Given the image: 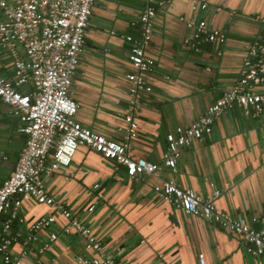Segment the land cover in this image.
Segmentation results:
<instances>
[{"label": "crops", "instance_id": "0c3cea01", "mask_svg": "<svg viewBox=\"0 0 264 264\" xmlns=\"http://www.w3.org/2000/svg\"><path fill=\"white\" fill-rule=\"evenodd\" d=\"M155 1L163 6L157 7L151 40L144 48L155 63L145 74L152 91L144 94L135 118L138 137L132 141L131 155L160 165L167 135L191 125L240 78L249 48L262 41L264 0ZM193 1L207 8L193 11ZM147 5V0L96 1L70 88L78 104L76 120L116 141L124 135L127 74L132 71L126 37L141 39L139 17ZM201 20L225 40L195 48L194 30L186 22ZM0 76L15 77L12 59L1 51ZM254 89L264 93V85ZM22 126L0 101V186L27 144ZM166 179L204 199L219 191V209L248 221L257 218L252 226L264 227V110L257 116L238 107L225 111L210 135L180 149L174 170L162 166L155 175L131 178L125 167L80 146L71 165L46 177L45 186L49 196L91 227L121 264H201L200 257L203 264H264V257L246 252L238 236L162 200L154 186ZM95 185L99 188L93 189ZM18 210L26 224L50 215L57 220V226L38 233L22 264H78L77 257L86 251L75 231L64 232L69 222L61 213L35 201H23ZM13 229L21 239L11 250L21 258L27 226L16 224ZM52 232L58 238L41 251Z\"/></svg>", "mask_w": 264, "mask_h": 264}, {"label": "built area", "instance_id": "2783aa9c", "mask_svg": "<svg viewBox=\"0 0 264 264\" xmlns=\"http://www.w3.org/2000/svg\"><path fill=\"white\" fill-rule=\"evenodd\" d=\"M96 1L15 0L9 3L0 0V51L12 59L15 69L13 79L0 76V101L19 117L23 123L21 131L28 136L14 171L0 186V264H22L27 248L38 240V233L57 226L53 215L26 224L18 210L23 201L45 204L68 220L69 227L64 232L75 231L86 251L77 257L78 264H121L105 249L91 227L74 218L46 191L45 178L69 167L80 146H87L107 161L125 167L131 178L155 175L162 166L174 170L180 149L210 135L215 121L230 108L238 107L254 116L264 110V93L254 89L264 85L263 17L260 19L262 41L249 48L241 76L232 89L224 92L187 128H178L176 134L167 135V148L160 165L134 159L131 145L138 137L135 118L144 94L152 91L145 74L152 72L155 66L144 48L151 40L157 7L163 6V3L147 0L148 5L139 17L141 39L126 37L131 44L132 71L127 74L129 101L122 140L109 139L83 126L76 120L78 104L71 97L70 88ZM191 8L205 10L207 5L193 1ZM186 25L194 30L195 48L203 42L222 43L225 40L220 31L209 30L205 20L187 21ZM23 87L28 89L22 91ZM97 188L99 185L93 187ZM154 192L184 213L238 236L249 255L264 257V227L252 226L251 223L258 222L257 218L248 221L243 216H232L219 209L215 204L219 191L214 192L213 198L204 199L193 190L183 189L174 180L166 179L154 186ZM94 208L92 205L89 211ZM16 224L27 226V235L21 243V258L11 250L21 239V233L13 229ZM57 238V233H50L41 251L48 249ZM200 263L203 264L202 257Z\"/></svg>", "mask_w": 264, "mask_h": 264}, {"label": "trees", "instance_id": "16d2710c", "mask_svg": "<svg viewBox=\"0 0 264 264\" xmlns=\"http://www.w3.org/2000/svg\"><path fill=\"white\" fill-rule=\"evenodd\" d=\"M15 230V229H14ZM16 231V230H15Z\"/></svg>", "mask_w": 264, "mask_h": 264}]
</instances>
